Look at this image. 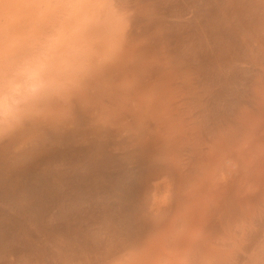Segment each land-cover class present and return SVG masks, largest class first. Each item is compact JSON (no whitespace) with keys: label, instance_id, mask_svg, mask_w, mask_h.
I'll list each match as a JSON object with an SVG mask.
<instances>
[{"label":"clouds","instance_id":"1","mask_svg":"<svg viewBox=\"0 0 264 264\" xmlns=\"http://www.w3.org/2000/svg\"><path fill=\"white\" fill-rule=\"evenodd\" d=\"M223 13L238 71L209 107L157 51L151 0H0V168L69 137L140 161L71 238L0 264H264V0Z\"/></svg>","mask_w":264,"mask_h":264},{"label":"bare ground","instance_id":"2","mask_svg":"<svg viewBox=\"0 0 264 264\" xmlns=\"http://www.w3.org/2000/svg\"><path fill=\"white\" fill-rule=\"evenodd\" d=\"M151 9L157 51L199 74L211 107L238 71L223 0H151ZM136 152L121 156L96 141L69 137L38 161L0 168V246L19 252L38 245L42 235L71 238L89 215L115 199L131 166L140 163Z\"/></svg>","mask_w":264,"mask_h":264}]
</instances>
